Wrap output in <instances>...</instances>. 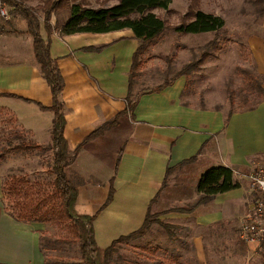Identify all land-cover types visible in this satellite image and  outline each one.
Here are the masks:
<instances>
[{
    "label": "crops",
    "instance_id": "crops-1",
    "mask_svg": "<svg viewBox=\"0 0 264 264\" xmlns=\"http://www.w3.org/2000/svg\"><path fill=\"white\" fill-rule=\"evenodd\" d=\"M127 31L128 37H117L122 31L66 35V45L54 42V33L51 37V55L65 84L60 100L70 151L74 152L101 126L115 123L83 144L70 166L81 182L77 212L98 215L95 240L102 249L139 230L156 204L157 212L165 214L163 220L172 225L193 219L194 223L186 227H216L236 235V241L217 245L219 234L211 242L196 234L191 239L196 264H264L257 246L239 237L240 224L256 198L247 175L264 159V101L248 113L234 115L227 124L218 119L214 126L209 112L181 103L184 82L178 80L159 92L140 94L136 106L128 110L129 75L140 41ZM43 37L47 38L46 32ZM86 37H98L99 41L80 46L79 41ZM30 46L38 66L32 37ZM0 59L11 60L3 55ZM16 102L35 106L36 122L27 120L29 115H17L13 109L18 106ZM52 104L53 95L40 68L26 61L0 64V111L14 114L23 129L41 142L52 140L49 129L52 133L55 114L43 109ZM221 166L245 173V178L234 175L239 187L185 211L198 200L196 187L201 176ZM5 168L0 164V264H46L41 237L49 225L19 222L8 214L3 195ZM105 180L106 190H102L100 182ZM110 195L112 200L103 208Z\"/></svg>",
    "mask_w": 264,
    "mask_h": 264
},
{
    "label": "rangeland",
    "instance_id": "rangeland-1",
    "mask_svg": "<svg viewBox=\"0 0 264 264\" xmlns=\"http://www.w3.org/2000/svg\"><path fill=\"white\" fill-rule=\"evenodd\" d=\"M20 1L28 7L37 8L47 0ZM71 1L83 3L91 8H102L111 7L119 0ZM263 5L264 0H171L168 11L153 10L152 12L165 20L170 27L188 22L197 11L221 17L225 21V30L220 38L225 39L226 47L222 51H210L211 55L206 61L186 69V66L200 61L206 45L213 41L216 35L214 33L180 35L173 31L165 33L162 38L147 45L145 53L140 57L142 65L135 79L134 95L144 88H156L168 81L175 83L181 80L184 82L181 103L198 111L209 112L215 121L214 126H217L218 119L222 120V124H227L234 115L248 113L258 108L264 101V96L246 79V73L256 77L264 87V16L261 14ZM1 9L6 11L7 17L1 14ZM65 12L67 11L52 17V24L55 27L53 41L63 45L67 44L68 37L61 33V30L70 14L69 11V14ZM37 15L45 36L43 14L38 11ZM129 35L130 33L124 30L117 37ZM109 39L112 40V37ZM30 41L31 36L26 30L23 16L12 7L0 4V55L11 58L8 61L4 59L5 62L0 59V64L19 65L20 62L26 61L39 69L32 58ZM98 41V37H86L84 41H79V45H89ZM74 47L77 48V45ZM16 103L18 106L13 109L17 115L20 117L23 114L29 115L27 120L36 122L38 117L33 111L38 110L35 106L23 102ZM24 110H30L29 114L23 112ZM15 133H19L26 141L40 144L46 150L29 153L9 151V144L19 143L14 139ZM49 137L51 138V128ZM0 164L6 165L3 181L5 183L10 181L11 177L27 178L32 182L37 180L41 184L51 183L54 179L51 172L53 167L51 140L39 141L23 129L14 114L10 111L6 113L0 111ZM234 175L245 178L243 171H235ZM67 176H70L68 178L74 183H81L71 171H67ZM105 182L106 180L100 182V189L106 190ZM9 202L11 203L5 198V204ZM192 204L187 207H191ZM155 205L151 211L155 216L151 219L150 229L143 236L118 245L111 264H196L195 249L191 240L196 234L205 237L209 242L219 234L217 245L227 244L231 240L236 241L235 234L228 235L216 227L213 230L186 227L194 223L193 219L178 220L172 225L168 220H163L165 214L157 212ZM109 223L111 224V221ZM162 224L168 226L164 227ZM48 225L49 228L42 239L48 262L85 264L80 242L70 234L67 227ZM218 249L220 251L222 247L219 246Z\"/></svg>",
    "mask_w": 264,
    "mask_h": 264
},
{
    "label": "trees",
    "instance_id": "trees-1",
    "mask_svg": "<svg viewBox=\"0 0 264 264\" xmlns=\"http://www.w3.org/2000/svg\"><path fill=\"white\" fill-rule=\"evenodd\" d=\"M0 4L12 7L15 12L23 16L28 33L33 40L35 60L53 95L52 106L50 108L43 107V109L51 110L55 114L51 133V150L53 151L51 172L54 176L53 181L41 184L37 180L32 182L27 178H9L10 181L3 182L4 200L7 198L11 201V203L5 204L6 211L19 222L54 224L57 227L66 226L70 234L80 242L85 264H111L117 246L133 238L143 236L150 229L151 219L155 215L149 210L139 230L128 236L120 237L110 246L102 249L95 240L94 222L98 215H82L77 212L78 184L68 178L70 176H67V171H71L70 166L76 160L81 146L102 135L115 123H106L95 130L71 155L68 140L65 137L66 119L63 113V103L60 100L65 84L58 62L51 55V37L55 31L52 17L63 11L70 12V17L61 30V33L67 36L107 34L130 30L134 37L140 41V45L133 56L129 75L128 110H132L136 106L140 94L159 92L174 83V81H168L156 88H144L140 93L134 95L135 79L142 65L140 57L145 53L147 45L159 40L169 31L180 35L214 33L216 38L206 45L200 61L186 66V69L192 68L206 61L211 55L210 51L225 49V39L220 38L225 30V21L213 14L197 11L192 14V19L188 22L170 27L165 20L152 11L155 9L168 11L171 0H119L117 4L111 7L102 8H91L83 3H75L71 0H47L37 8L28 7L20 0H0ZM38 11L43 14V25L47 38L42 35L41 22L37 15ZM261 14L264 16V5L261 8ZM246 79L264 96V87L256 77L246 73ZM14 139L19 143L9 144V151L29 153L30 151L46 150L40 144L26 141L19 133H15ZM238 187L239 184L234 179L232 169L223 166L211 168L201 176L198 182L196 187L197 202L191 209H185V211H192L200 205L207 204L216 196L233 191ZM111 200L112 195H110L103 208ZM177 211L184 212V210ZM162 225L164 227L168 226ZM43 236L44 233L41 237V247L45 254L42 246ZM45 257L46 264H53L48 262L46 254Z\"/></svg>",
    "mask_w": 264,
    "mask_h": 264
},
{
    "label": "built area",
    "instance_id": "built-area-1",
    "mask_svg": "<svg viewBox=\"0 0 264 264\" xmlns=\"http://www.w3.org/2000/svg\"><path fill=\"white\" fill-rule=\"evenodd\" d=\"M1 14L8 16L3 9ZM247 178L256 198L251 211L240 224L239 237L244 243L257 246L264 255V159L255 164Z\"/></svg>",
    "mask_w": 264,
    "mask_h": 264
}]
</instances>
